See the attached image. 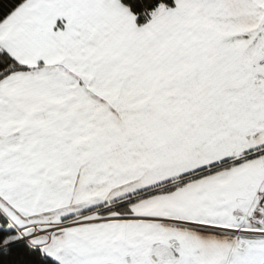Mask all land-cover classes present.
I'll return each instance as SVG.
<instances>
[{
  "label": "snow or ice",
  "instance_id": "6c2138e0",
  "mask_svg": "<svg viewBox=\"0 0 264 264\" xmlns=\"http://www.w3.org/2000/svg\"><path fill=\"white\" fill-rule=\"evenodd\" d=\"M0 264H264V0H0Z\"/></svg>",
  "mask_w": 264,
  "mask_h": 264
}]
</instances>
